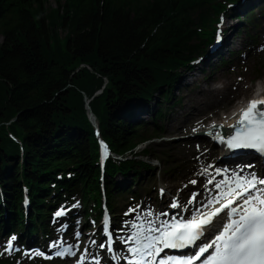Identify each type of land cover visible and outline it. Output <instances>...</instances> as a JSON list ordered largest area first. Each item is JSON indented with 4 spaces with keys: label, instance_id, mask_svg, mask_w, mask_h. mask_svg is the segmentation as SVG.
Here are the masks:
<instances>
[{
    "label": "trees",
    "instance_id": "obj_1",
    "mask_svg": "<svg viewBox=\"0 0 264 264\" xmlns=\"http://www.w3.org/2000/svg\"><path fill=\"white\" fill-rule=\"evenodd\" d=\"M216 1L57 0L47 9V0H0V187L9 203L11 188L26 182L35 204L37 192L48 190L50 167L72 153L84 191L97 188L83 94L110 146L132 152L145 138L131 111L152 94L170 98L177 68L189 65L207 36L206 13Z\"/></svg>",
    "mask_w": 264,
    "mask_h": 264
},
{
    "label": "snow or ice",
    "instance_id": "obj_2",
    "mask_svg": "<svg viewBox=\"0 0 264 264\" xmlns=\"http://www.w3.org/2000/svg\"><path fill=\"white\" fill-rule=\"evenodd\" d=\"M233 115H236L235 113ZM213 129L217 125L211 126ZM222 127V125L220 126ZM234 129V133L227 137L217 133L213 139L226 145L229 150L251 149L264 155V96L251 99L247 106L239 111V118L235 124L228 125ZM196 132V129H193ZM211 135V133H208ZM102 157L107 158V145L101 142ZM207 171V170H205ZM220 170H217L219 173ZM191 183L195 184L193 180ZM209 184L213 180L208 181ZM227 186L226 190H221L222 186ZM257 185H264V178H243L233 174L231 178H225L220 183L215 184L217 195L208 200L206 205L195 210L191 219H180L172 217L171 220H159L156 224L152 220L131 223L129 227L133 229L131 234L123 239V243L129 244L127 251L131 254L127 259V264H264V188H257ZM255 190L256 194H253ZM163 189L161 192L163 193ZM195 194L189 199L192 204ZM242 201V202H240ZM218 204L217 207L212 205ZM171 208H178L179 205L173 201ZM207 209V210H204ZM227 210L228 222L223 225V230L214 239L203 246H199L194 255L178 257L174 255L161 254L168 250H184L197 245L207 230H214L220 220V214ZM130 209V212H135ZM63 211H58L56 216L63 215ZM128 213H126L127 215ZM167 216V213H163ZM151 217L152 213H147ZM223 219L222 217L220 218ZM147 224V227H145ZM104 234L106 243H101V249L107 248L109 253L113 250V237L109 231L107 215L104 218ZM79 238L80 233H75ZM16 237L13 236L8 241L6 251L11 250L12 243ZM95 244V241H91ZM59 250L54 252L55 257H65L75 255L72 245L64 247L59 241L51 247ZM78 247V245H77ZM209 249H212L209 253ZM87 252V249H85ZM33 256H44L45 259H52L53 256H45L42 252H33ZM95 264H100L99 259L93 257ZM113 259L118 257L113 256ZM85 255L81 254L77 264H83Z\"/></svg>",
    "mask_w": 264,
    "mask_h": 264
},
{
    "label": "rangeland",
    "instance_id": "obj_3",
    "mask_svg": "<svg viewBox=\"0 0 264 264\" xmlns=\"http://www.w3.org/2000/svg\"><path fill=\"white\" fill-rule=\"evenodd\" d=\"M46 7L47 9L58 7L57 0H47ZM238 13H241V10ZM259 28L260 26L254 30L257 44L251 49L248 45L246 47L243 46V42L248 40V36H238V39L242 40V44L233 47V49H238V52L235 54L236 56L231 61V64L216 67V64L212 63L216 59V56H213L210 59V63L213 65H209L204 72H196L195 75L187 76L186 80L188 84L175 88L170 95V101H163L162 98H153L148 102L150 103L158 99L161 103V110L163 107L165 112H163L164 114L162 113V118L158 119L159 121L154 122L160 130V135L153 138L150 148V152L155 156H159L160 161L156 162V160H152L149 163L151 165L152 163H157L156 168L160 172L153 173L156 170L153 169L152 174L154 176H151L149 179L150 175H146L141 179V182L137 183L142 187L144 186L146 190L144 192L146 201L143 204L145 205L146 202L152 203L150 206L146 205L147 207H153L159 202L154 201L153 197L162 199L163 196H167L171 198V201L178 197L181 201L185 202L186 198H192L191 192L194 191V194L203 197L201 196V189L204 190L208 186V176L217 172L216 167L211 166L216 157L199 155L200 152L201 154L208 153V149H216V145L211 146L213 143L210 141V138L198 135L200 130L204 129L208 124L203 117L212 111L222 114L226 110H233L236 107L237 101H244L257 88L258 83H264V44L261 43L263 39H259L261 33L264 32L262 28L260 29L261 31L257 32ZM58 33L61 36L64 34L62 30ZM225 78L232 81L233 84L223 87L222 81ZM244 86L249 87L248 91H243L242 88ZM212 87L217 89V92L214 94L211 92H201V89H211ZM155 96L157 95L155 94ZM202 104L205 105L204 112L199 114V106ZM168 107L170 108L168 109ZM194 108H197L198 111ZM168 114H177L176 120L168 121ZM144 117L148 119L150 115L146 113ZM12 119L14 120L15 118ZM194 128L196 132H193ZM201 140L205 145L203 149H201V145L198 143ZM145 145L146 143L140 146L138 151ZM181 147H188L191 150V154L182 155ZM180 155L183 157H179ZM212 176L213 174L211 178ZM193 180L196 181L195 184L191 183ZM130 181V177L117 179L119 183L128 184ZM161 186L166 187L168 191L164 190L162 193ZM7 195L8 193L6 194L2 190L0 196L3 200L1 204L2 208L8 207ZM132 206L127 207L128 212H130V209H133ZM5 214H7V211H5Z\"/></svg>",
    "mask_w": 264,
    "mask_h": 264
},
{
    "label": "bare ground",
    "instance_id": "obj_4",
    "mask_svg": "<svg viewBox=\"0 0 264 264\" xmlns=\"http://www.w3.org/2000/svg\"><path fill=\"white\" fill-rule=\"evenodd\" d=\"M257 1H259V0H257ZM223 29H225V25H223ZM262 30H263V32H264V25L262 26ZM261 31V30H260ZM264 37L262 36V35H260L259 36V39H263ZM232 40L230 39V40H227V44H230V42H231ZM209 54L205 57V60H206V65H210V60L208 59L209 58ZM201 66H199V68H200ZM222 83H223V87H225L226 85H229V84H233V82L232 81H230V80H226V78L222 81ZM258 85V84H257ZM243 91H248V89H249V87H247V86H244L243 88ZM258 91V88L257 89H255L253 92H257ZM201 92L202 93H212V94H214L215 92H217V89H215L214 87H212L211 89H207V88H204V89H201ZM199 111L197 110V108H194L196 111H198V113L199 114H202V112H204V108H205V105L204 104H202V105H200L199 106ZM235 114H237L238 113V110H236L235 112H234ZM233 113V114H234ZM229 113H227V112H224V113H218V112H216V111H212V112H209L208 114H206L205 115V117H203V119L204 120H208V119H210L211 121H209V124H208V126H207V128H206V130H209V129H211V133L214 135L215 133H216V130H218V127H220L221 125L222 126H225V127H227L228 125H230V124H232L233 122H234V120L235 119H237V118H234V117H230V114L228 115ZM167 118H168V121H174V120H176V118H177V114H175V115H173V114H168L167 115ZM212 118H213V121H212ZM213 124H215V125H217V127L215 128V129H213L211 126L213 125ZM177 127V126H176ZM221 135V134H220ZM214 143V142H213ZM182 148V152H181V154L182 155H184V154H188V155H190L191 154V150L188 148V147H181ZM208 151L209 152H212L213 154L215 153V151L214 150H210V149H208ZM182 155H180V157H182ZM264 166V165H263ZM263 170H264V168H263ZM225 190V189H224ZM213 192V189H211V192L210 193H212ZM209 195V194H208ZM217 194H213L208 200H210V199H213L215 196H216ZM163 206H168L169 207V210H172L173 211V209L174 208H171L170 207V205L169 204H166V205H163ZM167 207V208H168ZM193 207H195V205L193 206ZM166 209V208H165ZM164 211V209H162V210H159V212H158V214H161L162 212Z\"/></svg>",
    "mask_w": 264,
    "mask_h": 264
}]
</instances>
